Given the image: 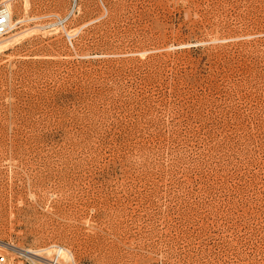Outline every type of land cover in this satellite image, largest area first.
<instances>
[{"label":"rangeland","instance_id":"obj_1","mask_svg":"<svg viewBox=\"0 0 264 264\" xmlns=\"http://www.w3.org/2000/svg\"><path fill=\"white\" fill-rule=\"evenodd\" d=\"M10 2L4 264H264V0Z\"/></svg>","mask_w":264,"mask_h":264},{"label":"bare ground","instance_id":"obj_2","mask_svg":"<svg viewBox=\"0 0 264 264\" xmlns=\"http://www.w3.org/2000/svg\"><path fill=\"white\" fill-rule=\"evenodd\" d=\"M3 4L7 5L10 7V0H5L4 2H2ZM75 9V8H74ZM74 9L71 10V12H74ZM71 14V13H70ZM10 18H11V27L10 29L15 25V22L14 19H13V14H12V11L10 9ZM17 23V22H16ZM18 33V32H17ZM16 34H13V35H17ZM20 34V33H19ZM12 35V36H13ZM68 35L70 37H72L74 34H70V32L68 33ZM11 36V35H10ZM9 36V37H10ZM9 37H6V39H0V46L4 43H8V40H9ZM17 39V38H16ZM15 40V39H14ZM13 40V41H14ZM11 43V41H10ZM9 43V44H10ZM6 45V44H5ZM4 45H2L3 47ZM1 48V47H0ZM3 242V241H2ZM8 247H10L11 249L13 250H17V252L21 253V254H26L28 256H30L31 258H33V260H35L36 258H42L43 260L47 261L46 263L48 264V261L49 259L52 258V255H53V252L56 250L58 252V254H60V262L63 264V262L66 263V261H72L74 264H75V259H74V254H72L71 250L69 248H66V247H59L57 244H51L50 246L48 247H45V248H39V249H27V248H23V247H17L11 243H5ZM4 245V244H3ZM5 247V246H4ZM46 255H50V256H46ZM46 256V257H45ZM75 261V262H74ZM42 262V261H40ZM64 263V264H65Z\"/></svg>","mask_w":264,"mask_h":264},{"label":"built area","instance_id":"obj_3","mask_svg":"<svg viewBox=\"0 0 264 264\" xmlns=\"http://www.w3.org/2000/svg\"><path fill=\"white\" fill-rule=\"evenodd\" d=\"M11 27L10 8L5 4L0 5V36L7 34ZM71 39V38H70ZM6 262V256L0 254V264ZM48 264H62L60 262V254L55 250Z\"/></svg>","mask_w":264,"mask_h":264}]
</instances>
